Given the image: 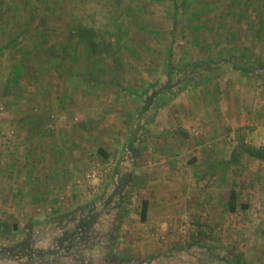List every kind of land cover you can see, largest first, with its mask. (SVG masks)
Segmentation results:
<instances>
[{
    "label": "crops",
    "instance_id": "0c3cea01",
    "mask_svg": "<svg viewBox=\"0 0 264 264\" xmlns=\"http://www.w3.org/2000/svg\"><path fill=\"white\" fill-rule=\"evenodd\" d=\"M5 6L0 0V193L2 196L7 193L0 207H6L8 212L23 209L27 218L35 215L36 208L50 210L84 204L87 197L76 180L82 179L92 163L102 167L122 151H128L135 160L130 176L135 185L133 190L142 194V199L137 207L138 217L126 218L115 248L99 251V255H110L111 263L105 264H185L181 261L187 256H191L189 262L186 260L188 264H200L194 257L198 252L221 257L222 246H216L213 240L223 237L232 240L233 250L239 253L230 250L229 256L234 258L220 264H247L235 261L236 256L264 254V217L253 219L242 214L219 217L215 214L219 204L214 201L206 209L209 214L200 216L195 209L198 198L195 185L199 184L200 176L216 173L223 177L226 173L232 179L238 173L253 172L251 164L258 160L250 153L235 151V141L224 137L229 132V138L233 139V130L239 126L253 128L264 140L263 12L257 25L251 21L244 26L231 22L184 26L187 53L176 63L186 70H166L165 76L167 80L177 77L181 82L200 79L204 84L192 90L180 88L181 96L184 93L187 100L179 99L177 107L169 99L155 116L153 112L152 123L144 125L148 132L154 133L155 126H159L163 134L175 129L181 136L176 135L172 141L163 135L155 138L162 155L157 162L146 163L145 152L151 150L146 149L148 146L138 148L137 140L129 132L133 126L143 127L141 111L147 112L155 104L154 94L158 90L149 88L153 86L150 83L145 84L151 71H136L133 63L128 66L130 70L126 67L125 71L107 72L108 65L116 68L126 58L115 55L108 62L101 55L99 62L106 65L94 67L93 71L88 67L76 71L75 65V69L68 66L67 71L61 72L53 65L49 72L39 64L36 55L43 53L41 57L56 63L60 54L51 53L56 41H45L50 42L51 48L47 50L50 54H44L39 43L27 46L28 52L35 54L34 62H28L23 56V42H19L28 26L17 29L14 22V17L17 21L18 14H23V0H13ZM260 6L264 11V0L256 10ZM221 10L225 15H233L230 10L228 13ZM242 10L249 13V9ZM8 14L11 20L6 22ZM241 31L245 34L243 41ZM254 31L259 38H251L250 32ZM18 42L11 53V47L15 48ZM161 46L165 53L170 48L169 42L167 48L166 44ZM75 47L69 56L77 60L83 45ZM167 60L170 59L165 56L166 66ZM155 63L147 61L150 65L143 68L150 70L156 67ZM194 130H198L197 136L192 135ZM208 134L212 137L209 143L208 137H203ZM259 163V172L264 174V164L260 159ZM108 165L103 186L114 176L116 164ZM235 193L230 190L226 212L237 210ZM249 206L247 202L240 203L242 209ZM182 221L186 229L179 231ZM238 237L244 242L236 241ZM249 240L254 241L253 247ZM201 263L206 264L203 260Z\"/></svg>",
    "mask_w": 264,
    "mask_h": 264
},
{
    "label": "rangeland",
    "instance_id": "374dc122",
    "mask_svg": "<svg viewBox=\"0 0 264 264\" xmlns=\"http://www.w3.org/2000/svg\"><path fill=\"white\" fill-rule=\"evenodd\" d=\"M2 1L5 2L6 6L13 3V0ZM175 2H177V8L176 4H174ZM260 2H262V0H252L251 3L249 0H23V14L19 12L20 14L17 16V21L16 17H14V22L17 24V29L24 28L25 25L28 26L27 29L23 30V40L20 39L19 42H23V52L25 53L23 56L26 57V60L30 63L34 62L35 54H32L33 52H28L27 46L31 47L39 43L43 46L44 54H50V52L47 51L51 48L50 42L52 41L50 40L56 41L51 51L53 55L60 54V59L56 61V63H53L49 58L41 57L43 53L36 55L39 56V64H43L45 69L49 72L52 70L53 65L58 66V71L65 69V71H67L68 66H74L75 69V65L76 71H83L84 67H88L93 71L95 68L100 67V65H106L103 61L102 63L99 62V57L101 55H104L102 58H107L108 62L115 55H122L126 58L121 64L118 63L116 68H114L112 64L108 65L105 69L107 72L116 69L125 71L126 67H130L133 63L136 71H151L150 79L148 80L146 78L145 84L150 83L153 86L149 88L155 87L158 90V93L154 94L156 97L155 104L147 112L141 111V116L144 119V122H142L143 127L138 128L133 126L129 133L134 135L133 139L137 140L138 148L148 146L146 149H150L151 152H145L147 153L145 161L146 163L148 161H152L153 163L158 161L159 155H162L159 154L160 150L156 144L158 140L154 139L163 135V137H168V140L172 141V139L174 140L176 138V135L181 136V133L172 129L170 130V134H163V130L159 126H155L154 133H150L145 129L144 125L152 123L153 112L155 116L156 112L160 111V108L163 107L164 101L166 103L169 99H173L170 104L178 107L179 99H188L184 93L181 96L180 88L192 90L204 84L200 79L192 78L181 82V79L177 80L179 79L177 77L173 80H167L165 76L166 72L164 71L166 70H186L183 67L178 68L176 63L181 56L187 53L184 49V40H187V36H185L187 33L184 32V26L188 24L194 25L196 23L216 24L227 22L244 26L251 23V21L255 22L254 24L257 25L259 21H261L259 18L263 15L262 12L264 13L261 6L257 7L256 10V6L258 4L260 5ZM15 5L17 7V4ZM222 8L225 9L226 12L230 10L233 15H225L221 10ZM243 8L246 10L249 9V13H243ZM8 9L11 10L10 7H8ZM31 12L32 16H30ZM10 20L11 16L8 14L6 22ZM206 33L209 34L211 32ZM240 35H242L241 39L243 41V36H245L244 32L241 31ZM250 36L251 38H259V33L256 31L250 32ZM169 37L171 40L168 41L167 39ZM90 39L94 41V46L91 45ZM46 40L50 42L45 43ZM165 41L170 44V48L166 50V53L161 46L166 44L167 48V43ZM19 42L17 44L13 43L15 48L11 47V53L18 47ZM56 43H58V45ZM77 45H83L78 53L79 57L77 60L76 58L71 59L69 52L71 48L75 50V46ZM191 53H193V51H191ZM165 56H167V59H170L167 60V66L163 64ZM107 59L104 61L106 62ZM124 61H127V63ZM147 61H150V64L156 61V67H152L150 70L147 68L144 69L143 66L147 65ZM72 62L75 64H72ZM239 64L245 66L243 63ZM129 67L127 70H130ZM187 67L189 69L188 65ZM53 73H55V71ZM209 85H211V83L207 84L206 87ZM247 128H239V126H236L232 134L233 139L229 138L231 137L229 132L224 139L234 140L235 147L242 142L244 145H247L246 149H252V146L264 148V140H260L258 133H254L255 130H253V128ZM197 132L198 130L192 131V135L197 136ZM203 137H208V143L212 138H210L209 134ZM152 140L153 143H151ZM197 144L201 143L199 142ZM237 152H247L251 154V152L247 150H239ZM251 155L254 156L253 154ZM254 160L255 161L251 164L254 171L249 174L238 173L234 178L231 176L232 179H230L226 173L223 177H219L216 173L208 174L203 177L200 176V178L197 179L199 184L195 185L198 186V189H196L198 191V198L195 208L197 214H200V216L209 214L206 209H208L209 203L214 201V203L219 204V208L215 210V214L219 217L235 214L251 216L253 219L264 217V174L259 172L260 169L258 168L261 167L259 159ZM134 161V158H131L128 151H122L114 159L109 160L107 162V164L109 163L108 167L115 164L116 167L114 166V176L106 182L105 186L103 185L105 184L107 171L109 170L106 168L107 164H103L101 167L98 166L99 163L97 162L92 163L93 165L90 166V168L96 167L100 172V177L92 182V184L84 180V173L87 170L83 173L82 179L76 180L78 184H82L83 186L82 193L87 197L86 201L94 200L99 196L104 198L111 197V195L117 199L114 194L117 188H119L118 195H126V197H124L125 210L122 216L123 218L117 225L114 209L112 208L113 203L116 202V199H114L112 204L102 208L104 212L101 214L96 224L103 227L97 229L95 227V230L92 231V233H94L93 236L96 237H93L90 243H86L84 240L86 243L85 247L79 250L74 249L65 257L63 256L64 250L55 247L57 253H61V256H63H59L56 259L61 258L68 264H74L72 263V256H76V253H79L82 258L84 256L85 259L92 260L94 264L106 263V256L99 255L98 253L104 249H114L117 236L123 233V230L121 231L123 228L121 227L125 223L126 218L134 219V217H138L137 214L139 210L137 207L140 206L139 203L142 199V194L140 195V193L133 190L135 185L134 183L132 184V178L130 176L132 175ZM261 163H263V161H261ZM118 167H121V169L119 170ZM117 175L118 177H116ZM218 181L220 183H218ZM230 190L236 192L235 200L237 203V213L226 212V209H224L228 205L227 201ZM3 194L4 196L0 193V202L7 199V193ZM80 200L85 201L81 196ZM246 202L247 205L250 206L242 209L240 203ZM81 205H83V203L72 208L50 207V210L48 208H36L35 215L27 218L24 217L25 214H23V209L19 210L18 208H14L13 210L10 209L8 212L7 210L9 209H6V207L4 209V207L1 206L0 208L4 210H0V223L10 228L12 225L16 224L17 230L13 231L9 229V232L6 233L5 236H3V234L0 235V238L5 237L11 242L15 237L21 240L23 238L22 230L25 231L26 227H29L27 230L31 232V241L35 246L45 248L53 246L56 240L55 236L60 233L62 228L61 224L55 223L54 217L58 214L67 213ZM211 213L212 212H210V214ZM15 219L17 222L14 221ZM182 222L183 223L178 225L179 231L186 229V223H184V221ZM209 230H213V228L210 227ZM223 230L224 229L221 228V231ZM108 231H116L115 236H113L111 240H108L105 235ZM209 235L212 236V233L210 232ZM75 241L76 240L73 242L75 243ZM236 241L240 243L244 242L240 237L236 238ZM208 242H210V239ZM213 242L216 246H222L221 248L219 247L222 253L221 257L220 255L216 256L214 254H202L198 252L199 250H196L198 253L194 257L195 260H198V263L202 264L201 260H203L206 264H220L222 262L225 263L226 259L234 258L229 256V254L234 251L232 248V240L223 237L218 239V241L214 239ZM248 242L251 243L250 247H253V244L255 245L253 240H249ZM89 246L92 252L88 255L86 253L89 251ZM230 250L231 252H229ZM237 250L240 251L239 245L237 246ZM234 253L238 254L239 252L234 251ZM252 254L242 258L236 256L237 259L235 261L247 264H264V254L262 256H253ZM189 259H191V256L183 257L181 262L186 264V260L189 262ZM30 262H34L33 264L43 263V256L39 255L33 262L32 260H30ZM0 264H25V259L1 260L0 258Z\"/></svg>",
    "mask_w": 264,
    "mask_h": 264
},
{
    "label": "trees",
    "instance_id": "16d2710c",
    "mask_svg": "<svg viewBox=\"0 0 264 264\" xmlns=\"http://www.w3.org/2000/svg\"><path fill=\"white\" fill-rule=\"evenodd\" d=\"M174 4H176V8H177V2H175ZM90 42L91 45L94 46L93 43L94 41L92 39H90ZM246 146L247 145H244L242 142H240L236 146L235 151L247 150L251 152V154H253L255 157L263 161L264 163V148L252 146V149H246ZM119 190L120 189L117 188L114 194V196L117 197V199L114 198L113 195H111V197L109 196L105 198L99 196L98 198L91 201H87L83 205L74 208L67 213L58 214L56 217H54L55 223L61 224L62 228L60 233L55 236L56 240L53 246H49L47 248L35 246L31 241V232L27 230V228L29 227H26L25 231L22 230L23 238L21 240L15 237V239H13L11 242L10 240H7L5 237L0 238L1 260L4 259L19 260L24 258L25 264H33L34 263L33 260L37 256L42 255L43 263L40 264H68L67 262H64L61 258L56 259L57 257L61 256V253H57L55 247L59 249L60 248L63 249L64 250L63 256L65 257L68 256V254L72 250L74 249L79 250L80 248L85 247L86 243L88 242L90 243L92 238L96 237L93 236L94 233H92V231L95 230V227L96 229L103 227V226H98L96 224L98 222L99 217L104 212L102 208H104L106 205L108 206L109 204H112L114 199H116V202L113 203L112 208L114 209V214L118 225L123 218L122 216L125 210L124 197H126V195L123 194L118 195ZM144 209L145 208H143L140 211L141 219L144 218ZM9 229L16 231L17 225L14 224L10 228L5 224L0 223V235L3 234V236H5L6 233L9 232ZM115 233L116 231L115 232L108 231L107 233H105V235L108 240H111L112 237L115 236ZM74 240H76L75 243L73 242ZM84 240L86 243L84 242ZM88 250L89 251H87L86 254L89 255L92 252L90 246ZM72 257H73L72 263L74 264H94L92 260H87L84 258V256L82 258L79 255V253H76V256H72ZM105 259H106V263L108 262L111 263L110 255H107ZM30 260H32L33 263H31Z\"/></svg>",
    "mask_w": 264,
    "mask_h": 264
},
{
    "label": "built area",
    "instance_id": "2783aa9c",
    "mask_svg": "<svg viewBox=\"0 0 264 264\" xmlns=\"http://www.w3.org/2000/svg\"><path fill=\"white\" fill-rule=\"evenodd\" d=\"M100 177L99 169L96 167H91L84 173V180L87 183H91L96 181Z\"/></svg>",
    "mask_w": 264,
    "mask_h": 264
}]
</instances>
